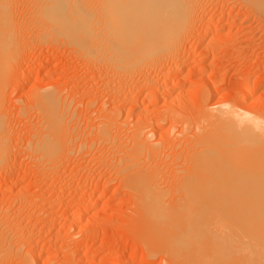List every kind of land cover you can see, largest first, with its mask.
Segmentation results:
<instances>
[{"label": "rangeland", "instance_id": "374dc122", "mask_svg": "<svg viewBox=\"0 0 264 264\" xmlns=\"http://www.w3.org/2000/svg\"><path fill=\"white\" fill-rule=\"evenodd\" d=\"M3 1L9 4L4 3L11 8L9 12L15 13L14 25L17 18L19 31L15 35L19 33L11 42L16 41L21 48L14 46L11 52L15 55L9 56L12 59L8 65L5 61L4 68L1 64L0 72V131L4 142L0 150V234L5 238L3 247L8 246L0 252V264H173L165 243L151 235L152 230L140 220L137 199L127 179L119 176L121 172L117 175V164L132 145L135 129H142V136L146 134L159 146L157 156L148 159L153 158L150 163L159 166V179L167 175L161 183L170 185V194L179 173L183 176L189 170L183 159L188 152L187 139L194 137L196 127L204 121L202 116L207 118L210 110L230 105L240 114L247 112L264 132V0H197L190 23L179 33L183 38H176V45L170 44L172 49L165 47L171 53L163 51V60L142 65L143 70L136 73L131 69L136 66L131 67L130 72L125 71L126 78L124 70L113 67L119 77L112 73L114 65L104 61V51L102 58L101 52L95 56L80 50L77 43L82 39L75 29L78 22L71 19L72 0L67 4L59 0L69 12L64 18L66 24L63 19L57 24L66 29H56L55 23V29L53 25L46 24L47 29L39 25L40 17L35 14L42 9L40 0ZM83 1L88 7L90 3L92 10L99 4L92 0V7L91 2ZM213 26L218 29L208 32ZM250 86L254 91H246L241 99V90ZM48 92L58 100L64 131L59 147L46 158L34 146L44 126L39 100ZM100 123L101 128L105 124L108 129L106 134L110 131L108 138L103 133L100 136ZM117 143L127 146L119 149ZM155 157L158 160L153 162ZM216 212L206 220L212 223L210 227L226 219L232 224L230 218ZM212 217L216 222L210 221ZM251 237L243 238L253 243ZM263 238L254 239L253 244L261 246L257 250L264 247ZM242 244L240 247L245 248ZM209 249L213 254L212 247ZM257 254L254 256L262 258L264 264V254ZM244 260L243 264L257 263ZM215 264H221L218 256Z\"/></svg>", "mask_w": 264, "mask_h": 264}, {"label": "bare ground", "instance_id": "6f19581e", "mask_svg": "<svg viewBox=\"0 0 264 264\" xmlns=\"http://www.w3.org/2000/svg\"><path fill=\"white\" fill-rule=\"evenodd\" d=\"M1 1L3 4L0 2V67L2 66L1 64H3L2 67L4 68L6 63L8 65L10 59H12L9 56L14 54L11 52L15 49L14 46H20L15 45L17 44L16 41H14L15 43L11 42V38L13 36L16 37L19 33L15 35L17 32L16 30L19 31L15 26L17 24V18L15 20L16 24L14 25L13 23L12 15L14 16L15 13H13V11L9 12L11 10V8L10 10L8 9L9 4H6L3 0ZM40 1L41 5L39 4V6L40 8L42 7V9L35 14L38 19L40 17L42 20L39 19L40 26L42 25L45 28L47 26L46 24H48V26L53 25L51 28L55 29L54 25L58 22L62 23V19L64 24H66L67 20H64V18L66 17L67 19L69 11H67V9L64 10L65 6H63V3H66L67 0H62V2L64 1L63 3H60L61 1L59 0L58 2L57 0ZM73 1L74 0L71 2L72 7L70 5L72 11L71 19L72 22H78V28L76 27L75 29L76 31L78 30V33L76 32L78 39H82L81 42L77 43L80 46V50L86 51V54L88 53L91 55L101 52L100 56L105 52L106 58L104 55L102 56V58H105L104 61L108 62L110 65H114H111L112 70L113 67L115 69L117 68V70H124V78H126L125 71L130 72L129 70L133 66L136 67L134 68L135 71L131 68L133 70L132 73H136L139 69L143 70L141 67L142 65L151 64L152 66V64L155 65V63H159L160 60H163L161 57H165L163 55L164 52L166 53L169 49H172V46H174L173 42H175L176 45L178 39L180 37L183 38L179 33L183 32L187 24L190 23L189 21L194 12L195 3L197 2V0H102L101 2L100 0H95L97 2L94 4H98V2L99 4L96 6L97 8L92 10V8L90 9V3L88 7L84 4L83 0H80V2L78 1V3ZM91 1L92 0H88V2ZM81 2H83V4ZM93 2H91L92 7ZM4 3L6 6L8 5L7 8ZM29 11L31 12V10ZM39 22L37 21V23ZM41 22L45 24L43 25ZM57 25L58 27L56 26V29H59L60 25ZM65 26L66 25H64V27ZM60 27L63 28V25ZM216 29H218L217 26H213L209 27L207 31H216ZM13 40L14 39H12V41ZM167 46L171 47L165 50ZM14 52L16 53L17 51ZM169 52L166 54L168 55ZM172 54H170V56ZM5 61L7 62L5 63ZM109 64L106 67H108ZM3 68L0 69V72H2L1 70H3ZM136 68H138V70H136ZM115 69L112 73L119 77V73H115ZM129 74L130 76L132 75L131 73ZM134 75L135 74H133L132 78ZM146 75L145 77L143 76V79L146 78ZM149 78L151 79V77ZM149 78H147V81L149 80L148 82H150ZM151 82H154V80ZM250 87V90H241V99L246 97V91H249V93L251 90L254 91V87ZM41 95L39 101L42 103L41 113L44 126L41 130L42 134L40 133L39 140L36 141V146H34V148L39 151L42 157L48 158L52 156L59 147L60 137L62 136H60V134L64 131V125L61 123V115L59 114L60 112L58 113L56 107V101L58 103V100H56L55 97L53 98V94L49 92L42 93ZM202 98L204 99V97ZM205 110L206 109H204L203 112ZM206 111L204 113H206ZM117 112L115 114L119 115ZM208 113L209 116H207V118L206 116H202L206 118H204L203 122L202 120L201 123L200 121L197 122L202 125L196 127V134H194V137L191 135L192 137L187 139L189 143H187L185 139L189 147L188 152H186V154L184 153L185 156L183 159L187 164V168H189L188 170L184 167L187 169L188 174L185 172L182 176L181 173H179L181 176L178 175V178H180L179 180H174L176 175H174V179H172L173 177L171 178V182L173 183L174 180L176 183L174 188H170V194V185L164 186L165 183L162 185L165 181L161 183L163 178L159 179L161 177H159L161 171L159 172L156 169L159 166L156 167L157 164L150 163L153 158L150 160L148 159L150 158L148 156H154L155 154V156H157L159 146L151 141V138L146 136V134H144L146 137L142 136L141 131L143 130L140 126L138 129L141 130H137L136 132L135 129L134 135H136H132L133 138L135 137L133 142L129 140L132 142V145H130L131 143L129 142L130 148L125 147L126 150L123 152L124 156H121L120 163L117 164V167L115 166L117 175L121 172L119 176L123 175V178L127 179L128 188L133 191L134 194H132L135 197L134 199H137L135 203L139 205L137 208L140 210V213L138 211L141 216L138 215L140 220L144 221L149 226L150 231L152 230V233L150 232L151 235H153V233L156 234L165 243L164 249H167L168 253H165L170 256V263L215 264L218 256L221 264H243V259L252 261L254 258H256L257 263H255V259L252 262L258 264L261 259L260 264H262V258L258 260L254 255L258 252V256L263 255L264 247L261 248L262 251L261 249L257 250V248L261 246L256 247L257 244L253 243L254 239L261 237L262 240V236L264 237V185H262V183L264 184V132H261L262 127L259 129L260 125H258L257 121L248 118L249 115L246 114L247 112L245 114L242 112V115L236 112L234 107L230 105L225 106L224 109L210 110ZM112 120V122H115L114 119ZM158 121H160V119ZM158 121L157 123H159ZM184 121L186 122V120ZM110 123L111 121H109V124ZM189 124L188 122L187 128ZM111 125L110 127L112 130L113 127ZM99 126L98 132L106 134L105 131L107 132L108 129L105 128V124V127L102 125L105 130H102L101 123ZM115 126L114 128L116 129L117 127ZM0 130H2L1 127ZM109 132L107 134H109ZM1 134L2 132L0 131V150H2V145L4 144ZM103 134L100 136L102 137ZM107 134L104 136L105 138ZM184 134L186 135L187 133L185 132ZM100 136L99 139H101ZM114 139L113 137V142ZM111 145H113V143ZM116 145L119 144L117 143ZM122 145H119V149H121L120 147ZM123 146L127 145L124 144ZM117 152L120 153V151ZM1 153L0 151V154ZM142 155H145L146 159L143 158L142 160ZM177 155H179V153ZM0 157L2 156L0 155ZM160 157L161 156H158V158ZM156 158L157 157L154 158L153 162H155ZM176 158L178 157L176 156ZM48 160L49 159H47V161ZM184 170H182V172ZM167 178L166 175L165 179L167 180ZM260 184L262 186H260ZM166 187H168V189ZM214 211H217L216 213H219L218 215L221 214L222 216L223 214V218L225 215L226 218H230L233 226L229 219H226L228 222L225 220V223H220L221 220L219 218V223L213 222L215 228H212V225L210 227L209 224L212 223L206 220L211 217H209V214L211 213L212 215ZM200 214L202 216H199ZM205 216L207 217L204 219L203 217ZM212 219L213 217L210 221H212ZM193 223L195 224L193 225ZM227 223H230L228 227ZM227 228L229 229L227 230ZM241 233L245 236L248 235V237L253 235L255 237L252 236L254 239L251 237L253 243L250 240H244V235L241 236V239ZM238 236L240 239L236 238ZM4 241L5 238L0 234V252L7 246L5 245L3 247ZM236 241H241L240 245L239 243L236 244ZM242 243L246 246L245 248L240 247L243 245ZM260 244H262L261 241ZM211 247L213 249V254L209 249ZM254 251H256V253H254ZM0 254L2 255V253ZM167 255L165 262L168 260ZM246 260H244L245 263L247 262Z\"/></svg>", "mask_w": 264, "mask_h": 264}]
</instances>
